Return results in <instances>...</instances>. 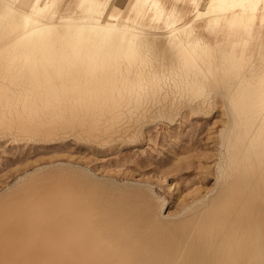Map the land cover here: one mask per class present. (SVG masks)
I'll use <instances>...</instances> for the list:
<instances>
[{
    "label": "bare ground",
    "instance_id": "1",
    "mask_svg": "<svg viewBox=\"0 0 264 264\" xmlns=\"http://www.w3.org/2000/svg\"><path fill=\"white\" fill-rule=\"evenodd\" d=\"M66 2L0 0V132L127 136L181 104L212 115L219 91L220 180L169 221L83 175L5 193L0 212L66 264H264V0H132L126 16Z\"/></svg>",
    "mask_w": 264,
    "mask_h": 264
},
{
    "label": "rangeland",
    "instance_id": "2",
    "mask_svg": "<svg viewBox=\"0 0 264 264\" xmlns=\"http://www.w3.org/2000/svg\"><path fill=\"white\" fill-rule=\"evenodd\" d=\"M75 1L63 0V11L67 7L66 12L79 15L78 7L76 11L72 8ZM131 1L109 0L107 6L111 4V11L126 16ZM188 1L170 3L183 5ZM214 96L212 115L195 113L190 105L181 104L150 113L149 121L127 136L113 134L100 139L63 133L57 139L36 140L0 132V198L16 193L10 198L18 199L30 194L33 184L54 177L76 180L83 175L87 181L117 188L116 192L135 191L150 197L165 220L178 218L213 192L220 180L222 133L228 127L229 115L223 94L215 91ZM13 223L0 212V264L68 263L59 258L63 255L60 251L49 255L38 251L37 238Z\"/></svg>",
    "mask_w": 264,
    "mask_h": 264
}]
</instances>
